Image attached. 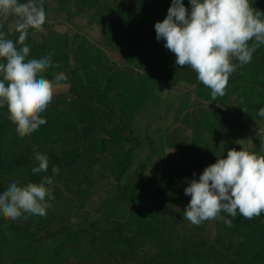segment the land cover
Returning a JSON list of instances; mask_svg holds the SVG:
<instances>
[{
    "label": "trees",
    "instance_id": "16d2710c",
    "mask_svg": "<svg viewBox=\"0 0 264 264\" xmlns=\"http://www.w3.org/2000/svg\"><path fill=\"white\" fill-rule=\"evenodd\" d=\"M183 2L190 11L189 0ZM250 3L264 12V0ZM42 4L46 22L40 31L29 29V58L53 53L59 67L45 74L62 71L68 79L42 113L46 123L33 133L18 134L7 106L0 108V190L12 178L27 184L50 176L54 199L45 216L25 213L11 220L0 213V264H264L263 215L221 212L230 227L219 218L200 225L183 218L191 199L184 193L188 182L236 148L246 120L264 107V45L213 100L196 72L177 66L175 54L156 39L154 25L166 17L171 0ZM0 24L16 41L15 17ZM162 84H184L197 105L218 107L195 110L191 98L184 99L174 126L149 144L148 157L133 171L142 148L134 124L158 102ZM260 143L251 151L260 152ZM36 152L47 155V172H31ZM151 163L159 164V172L145 180ZM101 194V217L76 223L75 213Z\"/></svg>",
    "mask_w": 264,
    "mask_h": 264
},
{
    "label": "clouds",
    "instance_id": "9594fccd",
    "mask_svg": "<svg viewBox=\"0 0 264 264\" xmlns=\"http://www.w3.org/2000/svg\"><path fill=\"white\" fill-rule=\"evenodd\" d=\"M189 5L190 11L183 0H171L166 17L154 25L156 39L175 54L177 66H189L196 72L215 100L225 94L237 67L250 63L256 49L264 45V12L255 10L250 0H189ZM10 15L15 17L19 35L13 41L0 30V108L7 106L16 132L24 135L46 123L42 113L68 77L62 71L51 78L45 74L49 67H59L52 62L51 52L29 58L30 47L25 43L29 29L40 31L46 22L42 0H0V20ZM258 116L264 117V107ZM259 138L260 152L243 146L231 148L198 179L188 182L184 193L191 199L184 219L200 225L219 218L230 227L231 221L221 212L231 217L239 213L246 219L264 213V136L260 133ZM34 159L33 174L48 171L46 154L36 152ZM53 183L50 176L27 184L12 178L0 190V213L11 220L25 213L47 215L54 199Z\"/></svg>",
    "mask_w": 264,
    "mask_h": 264
},
{
    "label": "rangeland",
    "instance_id": "374dc122",
    "mask_svg": "<svg viewBox=\"0 0 264 264\" xmlns=\"http://www.w3.org/2000/svg\"><path fill=\"white\" fill-rule=\"evenodd\" d=\"M86 28L89 30V36H91L94 33V31L90 30L92 27L86 25ZM69 30H72L70 25ZM157 95L158 102L143 111L137 117L134 124V130L142 141V148L135 154L133 171L137 170L138 166L148 157L150 151L149 144L152 142H160L166 131L174 126L176 112L184 99L190 97V106L195 110L201 107V109L206 111H212L218 107L210 102H204L202 106L197 105V99L193 89L186 87L184 84H162L158 88ZM260 133L261 135L264 134V117L257 116L255 119L246 120V128L240 135L235 149L240 150L243 146L245 149L251 151L258 141ZM158 172L159 164L151 163V165L145 169L144 179L150 180L153 176L157 175ZM135 173L136 172H133L134 176ZM152 188L153 183L150 181L149 190ZM105 196L106 194L93 196L83 210L75 213L76 223L94 222L100 218V208ZM261 215L264 216V213Z\"/></svg>",
    "mask_w": 264,
    "mask_h": 264
}]
</instances>
